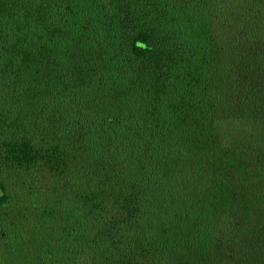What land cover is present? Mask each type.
Returning a JSON list of instances; mask_svg holds the SVG:
<instances>
[{
    "label": "trees",
    "instance_id": "1",
    "mask_svg": "<svg viewBox=\"0 0 264 264\" xmlns=\"http://www.w3.org/2000/svg\"><path fill=\"white\" fill-rule=\"evenodd\" d=\"M0 264H264V0H0Z\"/></svg>",
    "mask_w": 264,
    "mask_h": 264
}]
</instances>
